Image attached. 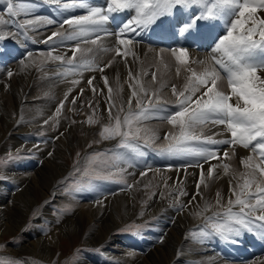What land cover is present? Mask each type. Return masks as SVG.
Listing matches in <instances>:
<instances>
[{"label": "bare ground", "instance_id": "obj_1", "mask_svg": "<svg viewBox=\"0 0 264 264\" xmlns=\"http://www.w3.org/2000/svg\"><path fill=\"white\" fill-rule=\"evenodd\" d=\"M26 1L30 2L29 6L32 8V12L34 13L35 16L48 17V18H51V16H54V19L58 23L48 25V24H44L43 22H40L37 25L36 29L33 30L31 34L27 32L26 34H19L18 28H17V24L19 22L14 23L13 30L11 29L12 27H10V24H9L8 26L9 28L4 29V31H8L10 33H18V34L17 36L9 35L8 38H6V41H10L9 42L10 47L7 48V45L5 47H2L1 45L3 44V42L2 44L0 43V48L2 49V51L0 50V57H3L2 59H0V76L4 74V73H1V71L3 72L4 70L9 69V68L12 69L13 71L22 70L25 68V66H22L19 63L22 53L26 54L27 52L30 51L36 54L37 50L48 48V44H50L51 41H49L48 43H45L44 41L47 39V37L52 35V32H54L55 30H58L56 28L59 27V21H62L66 16L75 17V16L86 14V10L78 6L70 7L68 9H63L60 4L50 3L49 0H26ZM17 2H19V0H14V3H17ZM90 2L97 6H103L105 3V0H90ZM65 3L72 4L73 0H70L69 2H65ZM31 4L36 5V11L38 12H35V7ZM3 6L4 5L0 6V12L2 13L6 12V9H7V6H4V7ZM177 8H179V6H177ZM199 11H200V8L197 6H193L190 10H184L181 8L179 11H177L176 9H173L174 15L181 19H187L188 15H190L191 13H198ZM2 13H0V15H3ZM113 15H114V18H118L120 21L117 27L114 29V27L110 24V22H107L106 24L101 25L99 29V32L103 33L101 39L98 40L96 47L93 48L92 54L91 55L89 54V56L84 57V59H92L95 61V63L97 64L99 63V65H103V66L108 64L109 61H111V66L105 67L103 72L97 71L92 76V77H95L92 86H89L88 84V79L90 78L89 77L90 75H88L87 73L89 71L87 73H84L83 71L82 75H75V74H69L66 71L67 66H62V65L60 66L58 64L59 67H64V69L59 68V67L49 68L48 71L52 73L51 80H48L47 82L45 81L44 85L46 87L44 88L45 89L44 91L40 90L39 92H36L37 85L33 84L32 89L31 90L29 89L30 92L27 91V94L29 93L28 96L23 95L16 99V106H17L16 108L12 107L11 109L10 107L9 109L11 111L9 109H8L9 111H5L0 107V146H1V141L5 139L4 136L12 139V142H15V136H20L22 137L20 139V143L24 145L25 153L31 154V153H34L39 148V144L41 143L43 144V142H41L42 140H47V143L49 142V140H52L53 137L58 138V140H60L61 143L63 142V140L67 138H69V141L75 140L76 134H73L74 131L73 132L71 131L70 129L71 126L64 127L61 124L64 122L63 120H65L66 118H69L68 117L69 115L67 112L65 116H63L64 114L63 112H61L62 116H60L58 120L56 119L57 123L61 124V126L64 127V132L66 133V135L65 134L63 135L58 134V136L52 135L50 129L48 128L49 127L48 125L50 123V120L55 117L54 107L56 103H54L52 107L51 100H49V98L58 97V96L68 93L67 95H70L71 98H74L75 101L77 102L79 100L81 101L83 98H89L90 100L92 99V101H95V102L99 101L100 104L99 106H97V109L101 111L103 115L107 117L109 115L108 113L109 93H108V87L105 86L103 77H107L108 85L113 90L111 94L112 99L115 101V104L117 105H121V104L127 105V101L129 97L131 96V92L133 90L132 88L129 87L130 84L134 85L137 91H139V88L142 86L146 88L148 92L150 93L151 90H158L157 87H159L160 85H164V83H167V82L173 83L176 89L179 86L183 87V85L188 82L189 75L185 76V73L182 74L181 69L179 68H178L179 75H177V71L175 73L174 68H171V64H172L171 62H176L177 64L179 63L176 61L175 57L171 54L172 52L169 51V49L179 48L183 44L182 38L179 35L176 36L174 38L175 39L174 44L171 43L169 45H166V47H163L165 46L163 44H161L163 46L155 45L154 43L147 41L150 34H159L162 37H166L162 34L167 28H169L168 21L172 20L173 16L162 17L156 23L149 25L146 28L137 29L136 32L124 33L122 35V38L131 39L133 43L130 45H118L116 36L108 35L107 33L114 32L120 25H122L126 20H128L131 16H133L134 10L132 11L125 10L122 13L113 14ZM257 17L260 19H264V11H259L257 13ZM197 23L200 26L201 30H210L216 34H223V32L225 31L224 23L223 21H220V20H204V21H198ZM66 26L68 25H65L64 28L59 27V30H64L65 32L69 31V28L67 29ZM169 39L172 40V37H169ZM74 43L75 42H65V44H60L59 42L58 43L59 48L57 51H59V53L61 54L66 53L67 57H71L74 49L73 50H69V49L71 45ZM117 46L121 47L122 50H125L126 58H122V56L117 55L115 53L114 48ZM213 47H214L213 43L209 41L200 46H193L189 48L188 49L189 63L187 65H183L185 66V69H188L190 67L189 65H193L191 67H194V69H196L199 74V73H202L205 68H208V69L216 68L217 71H220L221 76L224 77V75L222 74V70L217 65L213 64L212 62V56L215 55V53L213 52ZM103 49H109V51H104ZM34 54L32 57H27L25 59V65L28 68V70H30V68L33 67L31 63L35 64L38 61V55L35 56ZM77 59L80 60L79 57H77ZM198 61H203L204 63L199 64L197 63ZM53 63L55 64L56 62L54 61ZM53 63L51 66H53ZM164 67L165 69H163ZM86 71L87 70H85V72ZM129 72L132 73V77H133L132 79L129 78ZM152 73H155L156 80L159 81L158 82L159 85L155 84L156 80L155 82H153ZM259 75L264 77V71H261ZM73 79H77L80 82L78 84H73L71 83ZM145 79H147L148 81ZM21 81L22 83H24L21 91L25 92L26 90H28V87H29L28 85L29 78L25 79L22 77ZM223 82H224V79L223 80L221 79L220 81H218V84H219L218 87L221 88L222 91L224 89ZM50 84L52 85L51 87H50ZM93 88L96 89L95 93L93 92ZM81 89H83V94H81ZM160 89L162 90L158 92L159 94L171 96L172 94L171 90L167 88L164 89V87H161ZM134 105H136V98L132 99V107ZM168 105L170 104L167 103L166 105H159L153 108L156 112L155 115L158 116L162 120L164 119L163 122H159V121L156 122L155 120L154 122H151V123H147V124L141 123V124L145 126L146 128L151 127L152 129L153 127L155 128L170 127L172 124L168 123L166 117L175 113V109L178 107L176 105L175 106L173 105L168 106ZM19 108L25 109V110L30 109L27 112V118H28L27 120H29V122L28 121H23L22 123H20V121L18 122V116L15 115V112H17ZM103 110L107 111V115L103 112ZM13 113H14V116L12 117ZM15 118L17 119V121L15 120ZM45 121H48V123H45ZM208 124H207L208 127L207 128L205 127L204 129V126H207V125H204L202 130L206 131L207 133L212 132L213 133L212 135L218 132L219 135L217 136L215 135L216 136L215 139L217 141H224V140H228L231 138L230 133L225 130V127L223 125H214L211 123H208ZM78 126H81V125H78ZM65 128H69V129L66 130ZM43 129H49L48 130L49 132L47 134H42L43 137L38 138V141H36L35 139L36 137H33V135L37 134L36 130H43ZM85 131L86 133L92 132L88 129H86ZM88 136L82 140L84 141L87 140ZM210 145L211 147L210 146L202 147V149L204 148L205 150H215L219 154L218 159H211L205 162L201 156L196 155L195 153L182 154V155H175V154L166 155L167 153H164L163 155V153L158 152L151 156H149L147 153H144L143 155L147 157L145 160L141 161L139 159L136 165L135 163H132L134 165L130 168V172H131L133 179H135L136 181H138L141 178L145 180L147 179L149 180V177L160 180V177L165 173V171H167L169 174V177H167L168 181L169 182L171 181V185L175 183L174 186L171 187V191L173 192V189L182 190L186 192V194H188L187 196L190 197L189 199L192 200L189 202L190 207L187 208L186 206L180 212L171 211V214H170V211L168 212L167 210L165 212H162L161 215L159 216L157 225L153 227L151 231H148L145 234L144 233L140 234L139 236H137L139 237L137 239H125V238L120 239V237L118 239L115 237L113 238L112 237L113 235H111L112 230L122 225L124 222H127L135 218L127 216L126 214L127 211L123 213L124 215L123 214L118 215V216L116 215V218H115L109 214L106 215L105 214L106 211H103L102 213H100L98 211V207L97 208L95 207L94 213H91L89 212L88 209H84L86 207L85 206L83 208V211L80 210L81 212L78 214V216L76 215L75 218H72L71 220L67 221L65 231L61 230L62 232L60 233V235H63V236L66 235V237L71 236V242H72L74 239L78 238V235L86 227V225H88V223H90L91 225L93 222H96L97 224L93 223V225L91 226V229L89 230V233H88L89 237L87 236L88 237L87 243L92 242L93 244H97V243H101L105 241L107 238H110V241H109L110 244L106 246L107 251L105 250L104 253L112 258L122 260L123 261L122 264H188V263H191L187 260H193L194 264L199 263V262L196 263V260H199L200 263L204 262L205 264H207L206 261H211L210 262L211 264H264V236L261 235V230H256L254 232L244 231L240 236H237L234 238L235 240L237 238H240V241L236 243L227 242V241H225L224 243V240H222L221 238L211 235V237L208 240L212 243L218 244L217 247L216 246L213 247L214 253L208 250H205L204 252L200 254H197L196 252L194 253L195 248L193 246H190L189 243L184 239V237L181 235L182 232H179L176 235L175 232L169 231L167 233V237L165 240V238L163 237V232L160 231L162 228L175 227L177 223L180 220H184L187 217V215H191V214L200 215L201 214L202 216H205V214L211 213L212 211L223 209L224 207L217 206L216 204L217 193H219L220 197H222L221 204L226 207L228 204V199L231 196L230 183L226 181L227 177L232 176V174L234 173L236 175L239 171L245 172L246 175L242 177V182H243L246 178L250 177V175L252 174L253 168L252 167L245 168L242 164V160H247L248 157H252V160L249 161V163L252 166L259 164L261 160L259 156L256 157L251 154L252 150H250L249 148L246 149L239 145H235L234 147H230L228 144H224V143H216V144H210ZM19 146L20 144H18L17 146H14V148L16 147L18 148ZM152 147H157V146L152 145ZM2 150L7 151L5 148L4 149L2 148ZM227 151H229L228 158H225L224 153ZM232 152H234V154ZM46 153L47 151L43 152L41 157L45 156ZM235 160L236 162H239L240 166L239 168L233 167L232 173H228L224 171L223 167H217V166L214 167L211 178L214 179L213 180L214 184L215 185L218 184V186L215 187V190L214 188H212V191L211 192L209 191L208 194H204V190H205L204 185L206 182L201 183V168L187 166L189 163H196L197 161H199L203 165L204 179L206 180L208 178L207 170L209 169L210 166H214L215 163H219L222 161H229L232 164ZM26 162L27 161L25 160V161H22V163L21 162L20 163L19 162L9 163L5 167L6 169L4 168L1 171L2 173L0 174L1 175L0 203L2 199L6 198L7 195H9V192H8L9 190L15 191V194L12 196L10 200L12 201V203H10V201L6 202L0 208V239L4 235L12 234L17 228L21 226L22 222H24L22 220H24L23 217L26 216V212H27L26 210L28 207L20 211L18 215L17 213H15V211L18 209L17 208L18 200L21 199V197L27 200L28 204L33 203L34 200L38 202V200L36 199H39V198L42 199V197H44L45 194H48L47 192H45L48 189V191H51L52 193H54V195L59 197V199L63 197L61 198L62 202L65 199V195L63 192L60 193L58 190L53 189V184H55L53 182L56 177H61V175L66 171L67 165H60L58 166L59 167L58 169L56 167L57 165L54 166L52 163L49 164L47 160H43L40 158H37L35 160H29L27 166H26ZM36 167H39V168H37L33 172V169ZM164 167H169V169L164 168ZM49 169H50V172H49ZM123 169H124L123 172L129 171L128 167L125 168L123 166ZM145 171L147 174L144 176H141V173ZM29 173H34V176L32 178L30 177L31 180L29 178L30 183H28L25 189L21 188L20 190H18V187L22 186L19 184L20 182L18 183V179L20 180V179L26 178V175ZM256 175H257L258 182L261 183V186H264V177H261L258 172L256 173ZM16 179H17V185L13 182ZM236 181H235V185L231 184L232 187L236 186V184L238 183ZM154 183H156V180ZM198 183L200 184L199 192L201 193V195L196 194ZM16 186H18L17 190H16ZM39 186H41V189ZM165 186L167 187V185ZM42 189L43 190L45 189V191H42ZM254 189H255V185H253L252 190ZM194 196H195V199H193ZM93 197H95L96 199L98 197L96 190L94 191V193H92L91 191V194L88 198L90 200L89 202L93 201L92 204H95L94 202L96 200H93ZM99 198H100L99 201H97L96 203L101 204V205L104 204V206H106V203L104 202L103 197L99 196ZM231 198L233 200L235 199L234 196ZM115 199H114L115 202L113 203V206L115 207L116 205H118V207L120 208L121 205H119V200L123 199L121 198V194L118 195ZM149 199L150 198H148V202H149ZM170 199H172V197H170ZM66 201L69 204L73 200L67 196ZM58 202H60V200H58ZM120 203L123 204V201ZM160 204H161L160 208L169 209L167 205L168 203L164 204L162 201V203ZM205 204H208L210 206L206 212L204 211ZM89 205L90 207L93 206L91 204ZM45 212L48 214L47 210ZM95 212L99 213L100 216L102 215L103 216L98 217V215L96 216ZM149 213L151 212L149 211L147 213L148 216L151 215ZM185 225L186 226L188 225V221L185 222ZM83 232H86V231H83ZM39 234L40 233L36 234L37 240L30 241L27 244H24L21 248L17 250H9V251L17 252V255H24L27 253L37 255L38 253L42 254L43 252L40 249L44 248L45 249L44 254L46 255L44 257H46V259L48 260H51L52 258H56L57 259L56 264H60L61 263L60 255L57 254V256H55L54 255L55 249H53V246L55 245V241H57L56 235L52 233L53 240L50 239L51 241H48L47 237L43 235H39ZM254 234H256L257 236V241L252 240V241L247 242L248 237L250 239H256V238L250 237ZM142 235L143 237H141ZM28 236L30 237V233ZM157 243L159 244L157 245ZM256 246L261 247V253H255L254 251H252V249ZM185 247H187V249ZM238 247H240L239 250L237 249ZM135 251L140 252V254L142 255L148 254V256L146 258H143V257L136 258ZM191 251L192 253H194V255L191 254ZM190 256L194 257V259H191L192 257L190 258ZM219 257H223L224 260H228L229 258H231L232 262L226 263V261L221 260ZM77 264H102V263L100 261H97L96 259H92V258L89 259V257H85V258L83 257L82 259L80 258V261H78Z\"/></svg>", "mask_w": 264, "mask_h": 264}, {"label": "snow or ice", "instance_id": "obj_2", "mask_svg": "<svg viewBox=\"0 0 264 264\" xmlns=\"http://www.w3.org/2000/svg\"><path fill=\"white\" fill-rule=\"evenodd\" d=\"M6 2V11L10 18L19 14L34 17L26 18L17 26L19 34H26L28 28L35 30L40 22L48 25L58 23L54 18L35 16L31 10L24 9L23 3L17 6L13 0H6ZM49 2L60 4L63 9L78 6L86 10V14L75 17L66 16L62 21H59L60 28L68 25L71 29L67 35L54 31L44 41L45 43L52 41V47L47 53H41V55L52 61H60L65 64L69 74L82 75L85 70L103 72L105 67L111 66V61L100 66L92 59H84L83 57L87 53L93 52V49L81 48L80 45L81 43L97 45L98 40L101 39L100 26L113 20V14H119L125 10H134V15L114 32L107 33L116 36L118 45L133 43L131 39L122 38L124 33L146 28L166 16H173V19L168 21L169 28L162 35L172 38L179 35L183 40V44L179 48L169 49L179 64L187 65L189 63V48L200 46L209 41L213 43L215 55L212 56V62L225 73V76L222 77L216 68H205L199 74L188 68L191 75L183 90L178 92L174 85L171 87L172 94L177 98L178 111L166 119L174 127L178 126V133L168 134L172 136L173 142L169 143L167 147H161L160 151L177 155L195 153L207 162L211 159H218L219 154L215 150H203L197 147L198 145L224 143L230 147L235 145L246 149L251 147V150L261 158L260 163L252 166L249 163L252 157L242 160L245 168H253L252 174L244 180L243 184L238 182L235 187H232L230 183L231 196L226 207L221 204L222 197L217 193L216 204L224 207L225 210L205 217V229L200 230L199 234L202 237L217 235L222 240L233 243L238 242L234 238L240 236L244 231L261 230V235L264 236V186L258 182L256 175L258 172L261 177H264V77L259 75L261 71H264V19L257 17L259 11H264V0H105L103 6H97L90 0H73L72 4L65 3L64 0H49ZM193 6L199 7L200 11L191 13L187 19H181L173 13V9L177 11L181 8L190 10ZM204 20L223 21L225 31L223 34H216L210 30H201L197 22ZM12 23L11 19L6 20L3 15H0V42L8 38L9 35L18 34L3 30L2 26ZM58 36L60 44L75 42L69 49H74L71 57H67L66 53L54 55V52L59 48L54 38ZM103 50L109 51V49ZM114 51L122 58H126L125 50H122L121 47H115ZM78 52L82 57L80 60H77L76 53ZM32 56L33 53L30 51L26 54L22 53L19 60L20 65L26 66L25 59ZM2 58L0 57V59ZM197 63L203 64L204 62L198 61ZM8 75L11 76L12 73L9 72ZM177 75H179V69H177ZM129 78H133L131 72H129ZM93 79L95 77L89 78V85L92 84ZM103 79L109 93V120L114 119L115 124L113 126L109 123L104 126L99 135L102 140L120 137L119 147L138 152L139 147L135 141L141 138L140 124L143 120L150 118V113L145 105L154 103L153 96L156 97L155 102H159L158 90L150 94L146 88L141 86L137 91L134 85L130 84L129 87L133 90L127 101V112L121 119L120 113L125 111L124 105L121 104L116 108L111 95L113 90L108 85L107 77H103ZM221 79H226L229 92H224L218 87V81ZM152 80L153 82L156 80L155 73H152ZM79 82L77 79L71 81L73 84ZM95 91L96 89L93 88L94 93ZM197 92H200L199 96H196ZM81 94H83V89H81ZM133 98H136L138 111L132 110ZM72 103H75V99ZM89 106L91 107V105ZM63 107L64 102H61L57 108V114ZM113 108H116L117 111L115 117L112 115ZM92 122V118L89 117L88 123ZM208 123L223 125L225 130L230 133L231 138L217 141L212 137L204 136L202 128ZM197 129H201V131L198 133ZM143 131L145 132V144L149 140L154 142L155 139H158L155 133L149 137L147 129H143ZM168 135L165 136L166 140ZM214 135H218V133ZM77 156L79 157V153ZM224 157L228 158L227 152L224 153ZM88 163L97 165V168L100 169L98 174L103 175L104 169L113 167L116 168L117 173H122L124 169L120 165L127 161L119 154L109 156L108 153L94 152L88 157ZM187 166L201 168V183H203V165L197 161L189 163ZM214 167L210 166L207 170L208 177H211ZM224 167L227 170L228 166L224 165ZM93 170L96 171V169ZM84 171L87 174L88 169L85 168ZM114 174L107 173L109 177ZM146 174V171L142 172L141 176ZM253 185H255V190L251 191ZM128 187L130 188L131 185ZM199 188L200 184L198 183L197 195H201ZM184 194L183 192L179 193V195ZM233 196L234 200L231 198ZM209 207L208 204H205L204 211H207ZM237 207L238 211H234V208ZM209 225L211 232L206 230Z\"/></svg>", "mask_w": 264, "mask_h": 264}, {"label": "rangeland", "instance_id": "obj_3", "mask_svg": "<svg viewBox=\"0 0 264 264\" xmlns=\"http://www.w3.org/2000/svg\"><path fill=\"white\" fill-rule=\"evenodd\" d=\"M69 1L70 0H64V2H69ZM13 3H14V0H13ZM20 3L25 4L24 5L25 10H31L32 11V8L29 6L30 2H28L26 0H19V2L14 3V4H16L18 6ZM2 5L7 6L6 0H4V1L0 0V6H2ZM31 5H33L35 7V12H38V11H36V5H34V4H31ZM0 13H2V12H0ZM2 14L4 15V18L6 20L11 19L13 21V23L10 24V27H12L11 28L12 30L14 29V23H16V22L22 23L26 18H34V17H26L23 14H19V15H16V16L10 18L7 14V11L2 13ZM19 23L17 24V26L19 25ZM8 26H9V24L2 26L3 30L6 28H9ZM26 28H28V26H26ZM66 28L68 29L69 26H66ZM56 29H58V30H55V31L63 33L64 35L68 34L71 31L70 28H69V31H67V32H65L64 30H59V27ZM28 30L26 32L29 34H31L33 32V30H31L30 28H28ZM15 36H17V35H15ZM54 39L56 41V44L59 45L58 43L60 42V37L58 36V37H55ZM2 42H3V44H2ZM2 42H0L2 44L1 45L2 47H5L6 45H7V48L10 47V44H9L10 41H6V39H5ZM11 42H12V40H11ZM49 47H52V41L50 44H48V48L42 49V50H37L36 54L33 53L35 56L38 55V61L35 64L31 63L33 67L30 68V70H28V68L25 66V68L22 70L13 71L12 69L9 68V69L4 70L3 72L1 71V73H4L3 75L0 76V87H1L0 88V107L3 110L9 111L10 107H11V109H12V107L16 108L17 107L16 106V99L18 97L23 96V95L28 96L29 93L27 94V91L30 92L33 84L37 85L36 86V92H39L40 90L41 91L45 90L44 89L46 87L44 85L45 81L47 82L48 80H51V75H52V73H50L48 71L49 68L59 67L58 63L60 62V61H55L56 63L54 64L53 63L54 61H52L50 58L41 55V53H47L50 50ZM80 47L81 48H91L92 47V49H93L94 47H96V45L84 44V43L82 44L81 43ZM0 50L2 51L1 48H0ZM56 54H61V53H59V51H56V52H54V55H56ZM89 54L91 55L92 52L87 53L86 56H89ZM76 56L79 57L80 59L82 58L81 54L79 52L76 53ZM52 63H53V66H51ZM171 63H172L171 68H174L175 71L174 70L173 71L175 73L177 71L176 69L179 68V69H181L182 74L185 73V76L191 75V73L187 69H185V66H183L182 64L180 65V64H177L176 62H171ZM175 64H177V65H175ZM48 65H49V67H48ZM98 65H99V63H98ZM100 66H103V65H100ZM189 66H188L189 68L195 70L198 73V71L196 69H194V67H191L193 65H189ZM182 67H184V68H182ZM59 68L64 69V67H59ZM163 69H165V67ZM9 72L12 73L11 76L8 75ZM96 72L97 71L91 72V70H87L86 72L84 71V73H87L88 75H90L89 76L90 78H92V76ZM222 73H224V72H222ZM16 74L19 76V78ZM174 76H175V74H174ZM22 77L25 79L29 78V83H28L29 87H28V90H26L25 92L21 91L22 87L24 85V83H22V81H21ZM149 78H150V76H149ZM145 80H147V79H145ZM93 82H94V79L92 80V84L89 86H92ZM158 82L159 81L156 80L155 84L159 85ZM223 83H224L223 91L229 92L230 89L228 88V85H227V82L225 79H224ZM173 85L174 84L170 83V82L164 83V85H160L159 87H157L158 92H160L162 90V89H160L161 87H164V89L167 88V89L171 90V87ZM184 85H183V87L179 86L177 88V91L179 92V91L183 90ZM51 86L52 85L50 84V87ZM155 91H157V90H151L150 94L155 92ZM164 91H166V90H164ZM1 93L3 96L1 95ZM45 93H46V91H45ZM67 94L68 93L61 95L62 97L58 96V97H50L49 98V100H51L52 107H53L54 103H56V104L54 107V116L55 117L50 120V123L48 125L49 127L48 126L47 127L50 129L52 135L58 136V134L61 135V133H62V135L63 134L66 135V133L64 132V127L71 126L70 127L71 131L72 132L74 131L73 134H76L75 140L69 141V138H67V139L63 140V142H62L63 144L61 143L60 140H58V138H55V137H53L52 140H49L48 143H47V140H42L41 142H43V144L42 143L39 144V148L34 153H31V154L25 153L24 145H22L20 143V139L22 138L20 136H15V142H12V139H10L6 136H4L5 139L3 141H1V146H0V174L2 173L1 171L9 163H18V162L22 163V161L26 160L27 161L26 166H27L29 160H35L37 158L47 160L49 164L52 163L54 166L57 165L56 167L58 169H59L58 166H60V165H67V167H66V171L61 175V177H56L54 182H53V183H55V184H53V189L58 190L60 193L61 192L64 193L65 199L63 202L61 201V198H63V197H61L59 199V197L55 196L54 193H52L51 191H48V189L46 191H45V189L44 190L42 189V191H45L48 194H45V196L42 197V199L41 198L36 199V200H38V202L34 200V202L31 204L30 203L28 204L27 200H25L24 198H22L19 195L21 197V199H19V198H17V199H19L18 203L20 205L17 203L18 209L15 211V213H17V215H18V213H20V211H22L23 209L28 207L26 210L27 211L26 216L23 217L24 220H22V221H24V222H22V224H21V226L23 225L22 227L20 226L12 234L4 235L0 239V264H56V260H57L56 258H52L51 260H48V259H46V257H44V256H46L44 254V252H45L44 248L40 249V250H42L43 255L40 253H38L37 255H33V254H29V253L24 254V255H17V252H13V251L10 252L9 251V250H17V249L21 248L24 244H27L30 241L37 240L36 234H38V233H40L39 235H43V236L47 237L48 239L47 238L46 239L48 241L53 240L52 233H54L56 235L57 241H55V245L53 246V249H55V251H54L55 256H57V254L60 255V261H61L60 264H77L78 261H80V258L82 259L83 257L84 258L89 257V259L90 258L96 259L97 261H100L102 264H122V262H123L122 260L112 258V257H110L104 253L105 250L107 251L106 246H108V244H110L109 243L110 238H107L105 241H103L101 243H97V244H93L92 242L87 243V240L89 237L88 236L89 230L91 229V226L93 225V223L97 224L96 222H93L91 225H90V223H88V225H86V227L80 232V234L78 235V238L74 239L71 242V236L66 237V235L65 236L60 235V233L62 231H65L67 221L71 220L72 218H75L76 215L78 216V214L81 211H83V208L85 206L86 207L84 209H88L89 212H91V213H94L95 207L96 208L98 207V211L100 213H102L103 211H106L105 212L106 215L109 214L115 218H116V215L117 216L121 215L127 211L126 212L127 216L133 217L135 219H131L127 222H124L122 225L116 227L114 230L111 231V235H113L112 236L113 238L115 237L117 239L119 237H120V239H124V238L125 239H137V238H139L137 236H139L142 233L145 234L146 232L151 231V229L157 225L158 220H159V216L161 215L162 212H165L167 210L168 212L170 211V214H171V211L180 212L182 209H184V207H186V206H187V208L190 207L189 202L192 200L189 199L190 197L187 196L188 194H186V192H184L182 190H174V189H173V192L171 191V187L174 186L175 183H173L171 185V181L170 182L168 181L167 177H169V174L167 171H165V173L160 177V180L153 179L152 177L151 178L149 177V180L148 179L145 180V179L141 178L138 181H136L135 179H133L131 172H130V168L134 164L130 165L131 162L128 160V158H126L125 160L127 161V163H125V164H129V165H124V163H122L120 167L121 168H123V166L125 168L128 167L129 168L128 172L117 173V170L116 169L114 170V167H113V168L104 169L103 175H99L98 172L100 171V169L97 168V165H95V164L89 165V163H88V157L92 153L101 152V153H108L109 156H111L113 154H119V155L123 156V154L121 152L122 147L118 146L120 143V140H121L120 137H117L116 139H111V140H102L100 135H99L100 131L102 130V128L104 126L109 125V123H111L114 126L115 120L113 119L112 121H110L109 115L106 117L105 115H103L101 113V111H99L97 109V106H99V104H100L99 101L95 102V101H92V99L90 100L89 98H83L81 101L79 100L78 102L75 101V103H72L74 98H71V96L67 95ZM158 95L160 96L159 102L156 103L155 102L156 97L153 96L154 103L151 105H145V107L148 109V111L150 113V118L143 120L142 124L151 123V122H154L155 120H156V122H158V121L163 122L164 121V119L162 120L158 116L155 115V113H156L155 111H152L154 107H157L159 105H166L167 102H171V103L174 102L172 104H174L178 107V105L176 103L177 98L173 94H171V96H167V95H162V94L158 93ZM199 95H200V92H197L196 96H199ZM13 96L16 98H14ZM65 97H67V99H65ZM10 98H12V99H10ZM98 100H100V99H98ZM11 102H12V104H11ZM61 102H64V107L61 109L60 113L57 114V108L61 104ZM89 105H91V107ZM119 106L120 105L116 104V108H118ZM116 108L112 109L113 117H115V115L117 114ZM135 108H136V105H134L132 107V110L137 111V110H135ZM20 109L21 108H19V110L17 112H15V115L18 116V122L19 121H20V123H22L23 121L29 122V120H27L28 119L27 118V112L30 109H26V110L25 109L20 110ZM124 109H125V111L120 113L121 119H123L124 114L127 112V105H124ZM176 111H178V110H176ZM61 112H63V114H64L63 116H65L66 112L69 115L68 116L69 118H66L65 119L66 121L63 120L64 122L61 123L64 127L61 126V124L57 123L58 118L60 116H62ZM103 112L107 115V111L103 110ZM108 113H109V111H108ZM13 116H14V113L12 114V117ZM89 117L92 118V120H93L92 123H88ZM16 118H15V120L17 121ZM73 121H75V123H73ZM142 124H140V127L142 128V131L140 133V136H141L140 139L145 140L144 139L145 132L143 131V129H147V135L149 137H151L152 133H155V135L158 137V139H155L154 142L152 140H149V142H148L151 145L157 146V147H154L153 154L161 152L160 151L161 147H167L169 143L173 142L172 136L168 135V134L178 133V126L174 127L173 125H171L170 127H160V128L159 127H157V128L153 127V129H152L151 127L146 128ZM78 125H81V126H78ZM83 125H85V126H83ZM205 125H207V124H205ZM208 125L204 126V129H205V127L207 128ZM49 129L36 130L37 134L33 135V137H36L35 139H36V141H38V138L43 137L42 134H47L49 132L48 131ZM65 129L67 130L69 128H65ZM86 129H88L92 132L86 133V131H85ZM197 131L199 133L201 131V129H197ZM216 133H218V132H216ZM216 133H214V134H216ZM202 134L204 136H207V137H212L213 139H215L217 136V135L216 136L212 135L213 134L212 132L207 133L206 131H203V130H202ZM166 135H168L167 140L165 139ZM218 135H219V133H218ZM87 136H88L87 140H85V141L82 140ZM136 141H138V140H136ZM75 142H77V143H75ZM18 144H20V146L18 148L17 147L14 148V146H17ZM90 144H91V147H89ZM209 146L211 147L210 144H202V146L198 145L197 147L202 149V147H209ZM47 147H49V148H47ZM2 148L3 149L5 148L7 151L2 150ZM249 149L251 150V148H249ZM124 150H125L127 156L129 157L128 151H130V150L126 149V148ZM203 150H205V149L203 148ZM45 151H47V153L45 154V156L41 157V155ZM228 152L229 151H227V153ZM49 153H51V155H49ZM77 153H79V157L77 156ZM161 153H163V155H164V152H161ZM232 153L234 154V152H232ZM251 154L253 156H256V157L258 156V155H256L257 153H254V151H252ZM166 155H173V154L167 153ZM175 155H177V154H175ZM38 156H40V157H38ZM146 158H147L146 156L140 155L138 160L140 159L141 161H143ZM224 165L228 166L227 170L225 169ZM214 166L223 167L224 171H226L228 173H232L233 167L239 168L240 164H239V162H236V160H235L232 164L229 161H222L219 163H215ZM39 167L34 168L33 172ZM85 168L88 169L87 174H85V171H84ZM164 168L169 169V167H164ZM77 169H79V170H77ZM93 169H96V171H94ZM49 172H50V169H49ZM108 172H112L115 174L109 177L107 175ZM241 174H245V172L239 171L236 175L234 173V174H232V176L227 177L226 181L231 183L232 185H235L236 180H237L236 182L243 184L244 181L242 182V177L244 175H241ZM33 176H34V173H29L26 175V178H23L20 180L18 179V183L20 182L19 184L22 186H20V187L16 186V190H17V187H18V190H20L21 188L25 189V187L28 185V183H30V180ZM29 178H30V180H29ZM0 179H1V175H0ZM110 180L115 181V182H117V180H118L122 185H120L118 183L116 184L115 182H112ZM155 180H156L157 184L154 183ZM207 180H209V181H207ZM213 180L214 179H212L211 177H208L206 180L204 179V182H206L204 185V187H205L204 194H208L209 191L210 192L212 191V188H214V190H215V187L218 186V184H216V185L214 184ZM15 181H13V182L17 185V179ZM107 183H108V186H106ZM145 183L146 184L148 183V184L146 185ZM129 185H131L130 188L128 187ZM165 185H167V187ZM39 187L41 189V186H39ZM131 188H132V190H131ZM94 189L96 190L98 197H97V199L95 197H93V200H96V201L94 202L95 204H92L93 201L89 202L90 200L88 198L91 194V191H92V193H94V191H95ZM144 189H145V191H144ZM252 189H253V187H252ZM152 190H154V191H152ZM254 190H252V191H254ZM6 191H8V190H6ZM8 192H9V195H7L6 198L1 200L0 208L6 202H9L11 200L12 196L15 194V191L9 190ZM180 192H183L185 194L179 195ZM102 193H104V194H102ZM117 194L118 195L121 194V198H123V199L125 197L124 200L123 199L119 200V205H121L120 208L118 207V205H116L117 207L113 206V203L116 200L115 198L118 196ZM67 196L73 200L69 204L66 201ZM99 196L103 197V200L106 203V206H104V204L101 205V204L96 203L100 199ZM170 197H172V199H170ZM148 198H150L149 202H148ZM187 198L189 199V201ZM58 200H60V202H58ZM122 201H123V204L120 203ZM126 201H127V203H126ZM162 201L164 204L168 203L167 205H168L169 209L168 208H166V209L160 208V206H161L160 203H162ZM10 203H12V201H10ZM89 204H91L93 206L90 207ZM192 204H194V203H192ZM29 205H31V206H29ZM100 206H101V208H100ZM162 209H164V210H162ZM236 209H238V208H234V211H238ZM46 210H47L49 215L45 212ZM224 210H225V208L217 210V211H212L211 213L205 214V216H202L201 214L200 215H193V214L187 215V217L184 220H180L175 227L162 228L160 231L163 232V237L165 238V240L167 237V233L169 231L175 232L176 235L179 232H182L181 235L184 237V239L189 243L190 246H193L195 248L194 253L196 252L197 254H200V253L204 252L205 250H208V251L214 253L213 247L214 246L217 247L218 244L212 243L208 240L211 237L210 235H208L206 237H202V236H200L199 233H200V230L205 229V217L212 216L213 213H216V212H223ZM149 211L151 212V213H149V214H151L150 216L147 215V213ZM95 213H96V216L98 215V217L103 216V215L100 216V214L97 212H95ZM152 213H154V214H152ZM186 221H188L187 226L185 225ZM208 228L211 229V226L209 225L206 229L208 232H210ZM83 231H86V232H83ZM29 233H30V237L28 236ZM143 235L141 237H143ZM214 236L219 237L217 235H214ZM236 241H240V238H237ZM159 243H157V245ZM224 243H225V241H224ZM185 248L187 249V247H185ZM58 249H59V251H58ZM194 253H192V251H191V254L194 255ZM135 254H136V256H135L136 258H142V257L146 258L148 256V254L142 255L138 251H135ZM192 256H190V258ZM219 258L223 261H226V263L232 262V259L230 260V258L228 260H224L223 257H219ZM191 259H194V257H192ZM187 261L191 262L188 264H194L193 260H187ZM197 262H199V263H197ZM206 262H207V264L208 263L211 264L210 263L211 261H206ZM196 263L197 264H205L204 262L200 263L199 260H196Z\"/></svg>", "mask_w": 264, "mask_h": 264}]
</instances>
